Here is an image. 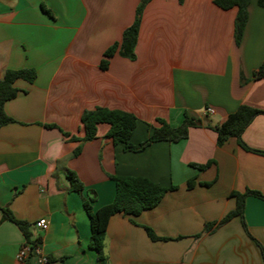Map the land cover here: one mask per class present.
Here are the masks:
<instances>
[{
  "label": "crops",
  "instance_id": "crops-1",
  "mask_svg": "<svg viewBox=\"0 0 264 264\" xmlns=\"http://www.w3.org/2000/svg\"><path fill=\"white\" fill-rule=\"evenodd\" d=\"M141 0H0V79L8 70L33 69V83L19 79L18 95L5 103L13 122L0 129V264L16 259L26 239L3 208L30 225L40 254L29 264H103L90 249V219L116 195V176H141L164 187L159 205L137 217H111L105 240L108 264H264V200L248 196L239 217L197 238L207 223L236 206L235 191L264 196V155L245 151L236 139L219 147L204 123L222 124L240 105L264 112V78L254 79L264 61V9L250 0L240 45L234 40L237 9L214 0H152L145 8L136 59L116 54L107 70L104 52L121 40ZM43 7L49 11H44ZM241 76L249 80L241 84ZM97 107L133 113L134 144L145 141L157 119L179 126L185 115L204 123L187 139L158 142L143 152L124 150L107 137L83 138L82 115ZM207 108L213 114H205ZM55 125L56 127H48ZM243 141L264 152V114L250 123ZM82 145L81 154L73 157ZM213 160L206 170L195 165ZM76 173L82 192L71 190ZM195 179V186L187 182ZM204 184H210L205 186ZM46 220L48 229L35 228ZM134 221V222H132ZM144 226L168 241H152Z\"/></svg>",
  "mask_w": 264,
  "mask_h": 264
},
{
  "label": "trees",
  "instance_id": "trees-1",
  "mask_svg": "<svg viewBox=\"0 0 264 264\" xmlns=\"http://www.w3.org/2000/svg\"><path fill=\"white\" fill-rule=\"evenodd\" d=\"M151 1L152 0L140 1L136 8L133 23L124 30L121 40L111 45L104 52L103 59L100 62L101 69L107 70L109 68L111 58H113L116 54L130 60L136 59L135 50L139 39V30L143 12ZM182 1L183 0H180V2ZM213 2L222 10H230L233 8L237 9V15L234 23V40L236 45H240L248 21V7L250 0H214ZM257 4L260 8L264 9V0H257ZM43 9L49 13V11L44 7ZM36 78L37 73L35 70L21 69L8 70L4 78L0 79V129L13 122V120L5 113L4 106L6 102L14 99L19 93V89L15 86L16 81L22 79L29 83H33ZM262 78H264V61L254 74V79ZM248 81L249 80L244 78V76H241V84H245ZM260 114H264V112L249 105H240L235 112L228 115L222 124L215 126L210 122L204 123L201 119L189 117L188 115H185L183 122L177 127H173L166 120L158 118V125L155 127L153 126L152 134L140 144H134L132 142V136L138 124L137 117L133 113L126 111L97 107L93 110L85 111L82 115L81 121L85 132L83 138L71 136L66 132H63V135L69 138L70 141L84 143L97 137L98 126L100 124H107L110 127L107 137L111 139L115 145L123 144L126 152L140 153L154 143H176L187 139L191 128L204 123L205 127L215 132L216 142L219 147L223 146L230 139H236L238 145L245 151L264 155V152L247 146L242 138L246 128L255 119V117ZM48 127L56 126L48 125ZM81 151L82 145L74 150L72 156H79ZM214 163L215 162L213 160H210L205 164L195 165V167L200 170H206ZM67 177L71 182V190L77 192L83 191L84 185L79 180L76 173L68 171ZM109 178L112 179L116 185V195L111 204L94 211L92 202L95 198L90 197L89 200H84V208L90 219L91 236L89 247L97 253L99 260L103 264H108V258L105 253V240L111 217L121 213L131 217H137L143 212L157 207L167 192L176 189L174 186L164 187L159 183H155L152 180L141 176L110 175ZM195 183V179H190L187 182V188L192 189L195 186ZM204 185L209 186L210 184ZM231 196L236 199L235 208L226 214L221 220L207 223L203 232L199 234L197 238L215 232L235 217H239L241 219L243 228L252 238L245 221L246 199L248 196H256L264 200V196L258 191L249 189L245 192L235 191L231 194ZM2 210L3 219L13 221L23 233L26 243L31 245L32 249L36 248L40 244V240L33 238V234L30 231V225L24 221L16 219L8 208H3ZM144 229L152 241L172 240L171 238L157 236L154 230L148 226H144ZM258 244L262 249L264 257V247L260 243ZM33 254L34 253H32V255ZM29 263L30 261L28 259L23 264Z\"/></svg>",
  "mask_w": 264,
  "mask_h": 264
},
{
  "label": "built area",
  "instance_id": "built-area-1",
  "mask_svg": "<svg viewBox=\"0 0 264 264\" xmlns=\"http://www.w3.org/2000/svg\"><path fill=\"white\" fill-rule=\"evenodd\" d=\"M213 113H214V110L212 108H207L205 111L206 115L213 114ZM35 228L42 230V231H45L48 229V223L46 222V220H41L35 224ZM40 252L41 251H40L39 246L32 249L31 245L25 243V244H23V246L18 251L16 259L19 263L23 264L24 262H26L31 257L32 253L40 254ZM40 262L43 264H46L49 262V259L45 256H42L40 258Z\"/></svg>",
  "mask_w": 264,
  "mask_h": 264
}]
</instances>
